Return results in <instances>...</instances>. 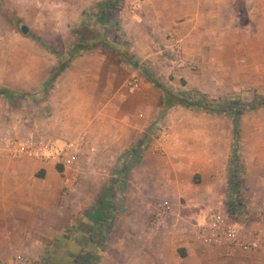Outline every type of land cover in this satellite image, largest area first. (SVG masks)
Returning a JSON list of instances; mask_svg holds the SVG:
<instances>
[{
    "label": "rangeland",
    "instance_id": "obj_1",
    "mask_svg": "<svg viewBox=\"0 0 264 264\" xmlns=\"http://www.w3.org/2000/svg\"><path fill=\"white\" fill-rule=\"evenodd\" d=\"M64 1L0 0V87L22 94L18 99L0 95V134L22 136L40 130L61 139L83 137L84 143L76 163L75 186L84 172L79 165L83 156L88 154L85 150L88 128L83 119H79L80 115L121 114L122 120L116 123L125 127L130 126V120L133 122L137 114L140 124L146 122L143 129L154 121L151 127L145 129L147 135L144 140L154 149L153 152L163 157L160 162L153 160L149 165L157 168L175 160L179 166L171 177L179 183L183 182V186L189 183L178 201L170 199L174 208L165 215V221L182 237L180 243L187 241L191 247L187 251L184 247H175L184 258L175 262L170 260V264H264V247L207 246L195 242L190 232V223L201 219L209 210L220 211L238 225L241 236L246 240L256 237L264 229V105L254 110L246 109L254 97L264 96V72L263 79L261 74L258 78L262 81L255 79L256 82L247 87L223 93L216 89V93L207 97L219 106L230 103L241 107L237 116V137L233 134L232 140L227 142L225 139L231 132L235 133L230 111L206 113L176 104L161 112L163 88L176 93L187 90H191L193 95L201 93L189 86V77L183 71L186 67L180 63L183 56L180 61L176 59L169 41L150 56V43L141 35V31L145 33L144 28L134 31V35L129 28L126 31L116 21L115 10L109 9L104 13L95 6L86 8L88 12L84 10L74 22L66 21L71 15L74 18L81 6L72 9ZM101 16L104 17L103 22ZM23 24L28 27L26 34L20 30ZM101 33L131 55L137 64L128 63L113 51L91 48L73 58L47 87H43L63 53L76 42L95 38ZM136 34L139 48L130 40L131 35L135 37ZM165 39L168 40L167 37ZM188 71L195 73L193 69ZM30 93L34 97L25 96ZM220 145L229 150L225 166L220 158L213 165L214 154L207 159L201 154V150H216ZM134 148L138 151L126 156L117 165L122 164L121 167L125 168L117 181L111 182L108 177L110 166H104L107 186L100 193L111 191L105 193L109 200L106 208L99 212L100 207H95L88 218L75 219L71 223L74 224L73 230L71 225L64 227L60 239H51L47 245L36 243L10 247L9 262L0 264H18L17 255L24 257L22 264H100L99 252L104 248L103 240L112 227L113 216L125 208L122 195L125 189L121 178L129 179L134 163L141 156L142 149ZM131 149L124 152L128 155ZM108 160L106 157L105 162ZM193 161H198L200 167L194 166ZM94 164L96 168L89 165L85 168L84 164V169L90 167L95 170L97 178L100 163ZM201 169L205 173H200ZM151 177L153 180L156 178L155 175ZM86 185L88 188L90 183ZM153 188L149 223L151 231L159 234L163 225L158 229L154 226L156 212L165 200H162L164 191L157 185ZM73 198L74 208H77L78 198ZM102 198L105 200L104 195ZM60 204L59 200L57 205ZM90 218L94 223L99 219L105 221L101 228L94 230V226L100 225H92ZM165 231L161 233L167 237L171 232ZM9 233L11 237L15 235L12 229ZM4 249L0 247V252ZM135 250L138 251V248ZM168 256L171 259V255Z\"/></svg>",
    "mask_w": 264,
    "mask_h": 264
},
{
    "label": "crops",
    "instance_id": "obj_2",
    "mask_svg": "<svg viewBox=\"0 0 264 264\" xmlns=\"http://www.w3.org/2000/svg\"><path fill=\"white\" fill-rule=\"evenodd\" d=\"M64 2L72 9L77 5L81 6L74 18L71 15L66 19L69 22H74L86 8L93 7L99 2L113 4L109 9L116 11V21L126 31L129 28V31L139 32L144 28L145 33L141 31V35L142 38H146L147 43H150V56L158 52L154 50L159 49L162 44H168L165 38L172 34L179 40L181 46L183 60L180 63L186 67L183 71L189 77L190 85L188 83L187 85L207 97L211 96V93H216V89H220L221 93L227 90L233 91L247 87L255 79L256 81L263 79L264 0H66ZM109 9H105L104 13ZM137 39V34L135 37L131 35L130 40L138 47ZM189 69H193L195 73L191 74ZM260 74L262 79H258ZM90 115L79 116L88 128L85 132L87 138L85 150L88 154L83 156L82 161L85 168L88 165L96 168L94 163H100L98 166L100 174L97 178H95V170L90 167L84 169V164L81 162L79 167L83 168L84 172L80 181L73 186L78 171H76L77 164L62 170L52 162L43 163L27 158L11 160L0 148V247H5L4 251L0 252V263L9 262L10 247L31 246L36 243L47 245L42 240L43 237L47 241L57 240L65 230L64 227L71 225L72 230L74 229V224L71 223L75 219L91 216V210L104 200L102 195L105 201L108 198L105 197L108 190H103V194L100 193L101 189L107 186L104 166L106 164L110 166L108 177L112 182L117 181L115 172L122 164L117 165L122 163L126 156H132L133 152L138 151L134 146L142 150L139 160L132 167L129 179L122 181L125 189L122 193L125 208L117 216H113L112 227L105 235L104 248L99 252L98 262L100 264H170V260L175 262L184 258V255L177 253L175 247H184L186 251L191 247L187 241L180 243L182 237L175 232V228H170L167 221L160 228L161 232L163 230L171 232L167 237L164 233L157 234L150 229L149 212L153 209V186L157 185L164 191L162 200H165L161 204L165 201L170 203L169 213L174 208L170 199L178 201L185 193V187H189V183L183 186V182L179 183L175 177H171V173L175 174L179 166L175 160L172 164L165 163V166L159 164L160 167L157 168L149 165L151 161H159L163 157L145 144L144 137L147 132L144 131L151 127L154 121L143 129L146 122L140 124L141 120L136 118L137 114L133 122L130 120V126L125 127L116 123L117 120H122V116H119L121 114ZM233 134L231 132L225 141L230 142ZM128 148L132 149L127 155L124 151ZM201 151L206 159L214 154L215 157H212L216 159L213 165L220 158L219 160H224L223 166H225L229 158V150H225L221 145L216 150L206 148ZM106 157L109 159L107 163ZM193 165L200 167L198 161H193ZM136 167L138 170L134 171ZM202 172L205 173V170L201 169L200 173ZM152 175L156 176L154 180ZM88 183L90 185L87 188ZM73 197L78 198L77 208L76 206L74 208ZM59 200L61 204L57 205ZM90 220L92 225L101 224L100 219L95 223L93 219ZM94 227L99 229V226ZM11 229L15 231L12 237L9 233ZM11 239L15 241H10ZM250 239L255 240L258 246L264 247L262 246L264 229ZM136 247L138 251L135 250ZM183 252L185 253L184 250ZM168 255H171V259Z\"/></svg>",
    "mask_w": 264,
    "mask_h": 264
},
{
    "label": "built area",
    "instance_id": "obj_3",
    "mask_svg": "<svg viewBox=\"0 0 264 264\" xmlns=\"http://www.w3.org/2000/svg\"><path fill=\"white\" fill-rule=\"evenodd\" d=\"M134 7V6H133ZM168 41L177 60H181L182 51L179 40L172 34ZM182 61V60H181ZM84 138L61 139L43 131H32L26 135L0 134V148L13 160L34 159L43 163L52 162L65 170L74 166L79 160V154ZM170 205L167 201L160 205L156 212L155 228L158 229L165 222V215L169 213ZM191 235L195 242L213 247H241L244 249L257 248L255 240L244 239L238 225L232 223L218 210H209L201 219L190 223ZM18 264L24 263L21 255L16 256Z\"/></svg>",
    "mask_w": 264,
    "mask_h": 264
},
{
    "label": "trees",
    "instance_id": "obj_4",
    "mask_svg": "<svg viewBox=\"0 0 264 264\" xmlns=\"http://www.w3.org/2000/svg\"><path fill=\"white\" fill-rule=\"evenodd\" d=\"M109 2H99L95 5V7H99L103 12L105 9H109L112 8L113 4H107ZM85 12L87 13L88 10H85ZM104 14V13H103ZM104 16V15H103ZM101 21H104V17L101 16ZM101 22V23H102ZM91 48H101V49H107L109 51H113L114 53L118 54L122 59H124L125 61H127L130 64H134L137 62L133 60V57L131 55H128L126 52L122 51L121 49H119V46L115 45L114 43H112L111 41L108 40V38H105V36L101 33L100 35H98L95 38H91L88 40H81L76 42L67 52L63 53L62 56L55 68L54 71L52 72V74L50 75L49 79L46 81V84L43 87H47L50 82L52 80H54V78H56L70 63V61L75 58L76 56L80 55L81 53L85 52L86 50H89ZM142 67L143 66H139ZM163 92V107L161 112H166L167 109L173 105L179 104L182 106H185L191 110H199V111H203L206 113H220L222 111H230L231 117L233 119V123H234V129H235V133L234 136L235 138L237 137V133H238V128H239V122H238V114L239 111L241 110V107L239 106H234L233 104L227 103L224 106H219L217 104H213V100L212 102L207 98V96L203 93H200L199 95H193L191 92V90H187L184 92H171L170 90H166L164 89ZM0 95H3L5 97L8 98H15L18 99L19 97H22V94L16 93L10 89L4 88V87H0ZM25 96L27 97H34V95L32 93L30 94H25ZM264 105V96H256L253 98V100L247 104L246 109L247 110H254L257 109L260 106ZM237 111V112H236ZM163 115V114H161ZM234 146V144H233ZM235 149L233 147V153L235 154ZM232 154V155H234ZM125 172V168L121 167L116 169V177H121L122 174H124ZM118 179V178H117ZM122 181L124 180L123 178H121ZM112 182V181H111ZM124 182V181H123ZM110 190H108L109 193ZM109 200H101L99 202V209H103L106 208L108 205L106 204V202H108ZM98 206V207H99ZM99 212H101L99 210ZM100 223L102 224V219H100ZM105 221V220H104ZM99 226V228H101V225ZM98 227H94V230H97ZM43 241H45L46 243H48L49 241L45 240V238H42Z\"/></svg>",
    "mask_w": 264,
    "mask_h": 264
},
{
    "label": "water",
    "instance_id": "obj_5",
    "mask_svg": "<svg viewBox=\"0 0 264 264\" xmlns=\"http://www.w3.org/2000/svg\"><path fill=\"white\" fill-rule=\"evenodd\" d=\"M20 30H21V32L23 33V34H26L27 33V31H28V27L26 26V25H21L20 26Z\"/></svg>",
    "mask_w": 264,
    "mask_h": 264
}]
</instances>
